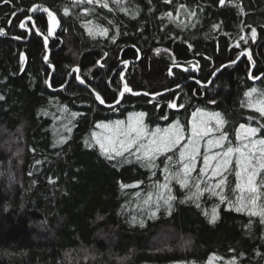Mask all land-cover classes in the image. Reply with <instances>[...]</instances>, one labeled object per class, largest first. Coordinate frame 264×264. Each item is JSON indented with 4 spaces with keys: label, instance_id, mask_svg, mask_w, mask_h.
Listing matches in <instances>:
<instances>
[{
    "label": "trees",
    "instance_id": "1",
    "mask_svg": "<svg viewBox=\"0 0 264 264\" xmlns=\"http://www.w3.org/2000/svg\"><path fill=\"white\" fill-rule=\"evenodd\" d=\"M107 3L0 0V264H208L212 256L220 258L212 264H264V223L228 203L240 195L233 191L234 161L225 202L207 191L186 200L196 191L209 137L201 141L189 188L168 181L175 197L170 213L162 201L157 210L155 195L144 201L149 192H164L156 185L165 183L167 157L170 172L179 170L178 149L143 167L128 153L109 161L92 137L111 134L97 124H127L140 112L149 131L178 120L188 136L199 108L226 118L224 131L236 146L241 124L264 123L245 97L252 88L264 91V0ZM33 5L60 20L47 47V14L30 12ZM30 15L29 31L21 29ZM97 26L107 35H90ZM245 49L248 56H240ZM125 84L131 92L119 103L96 100L99 93L105 104L116 102ZM172 101L184 107L169 108ZM201 179L202 189L216 182ZM214 207L218 219L210 223Z\"/></svg>",
    "mask_w": 264,
    "mask_h": 264
},
{
    "label": "snow or ice",
    "instance_id": "2",
    "mask_svg": "<svg viewBox=\"0 0 264 264\" xmlns=\"http://www.w3.org/2000/svg\"><path fill=\"white\" fill-rule=\"evenodd\" d=\"M10 0H4V3H9ZM86 2L87 4H99L103 8H108L107 0H73L74 4H80ZM122 0H113V3L120 4ZM171 0H165V3H170ZM221 4L225 0H220ZM184 6L181 5L180 8ZM125 10V9H121ZM180 9H177L179 13ZM32 13L43 12L47 14V34L44 35L45 46L47 47L48 37L52 36L56 28L59 26V21L55 13L49 8L42 5H33L29 9ZM90 11V9L86 10ZM65 16L69 14L68 7L63 9ZM16 15V13H13ZM170 19L172 13H166ZM190 16H195V12H191ZM32 16L26 17V20L31 21ZM91 24V21L88 22ZM38 22L33 21L32 28L37 29L38 35H43L40 28L37 26ZM21 29H26L27 25L25 20H21L19 23ZM214 27H218L215 26ZM108 30L106 28L96 27L95 33L93 29L89 28V34L107 35ZM0 34H4V30L0 29ZM251 36L253 39L256 37V29L252 28ZM19 39V37H16ZM244 39L243 36L240 37ZM159 51V50H157ZM243 54V53H242ZM47 62L48 57H44ZM251 60V56L249 55ZM21 64L25 60V56L22 53L20 56ZM127 64V62H124ZM235 63V61H233ZM195 67V66H194ZM187 70V69H185ZM216 71H219L217 69ZM73 72H79L78 68H74ZM169 75H172L171 69H169ZM215 75V72H213ZM123 78V74H121ZM81 84L84 80L79 75L76 77ZM258 79V77H256ZM47 83V81H46ZM200 83L199 80L196 81ZM179 87V85H177ZM125 92H131V89L124 85L123 91L120 92V97L124 96ZM139 95V93H133ZM253 94H256V98L253 99ZM148 95V93H144ZM155 95H160L156 93ZM245 97L248 98L247 107L257 113L261 118H264V91H259L256 88H252L245 93ZM155 98V96L153 97ZM3 99V97H0ZM96 100L100 104H105V99L96 93ZM119 103V100L116 101ZM214 103V101H212ZM244 106L243 104L241 105ZM169 108H183L184 105H177L174 101L169 102ZM74 117L76 113L72 114ZM145 113H133L129 116L127 124L124 121L117 120L114 125L97 124L96 127L107 129L111 134L100 138L95 132L92 134L93 139L99 145L101 154L109 161L123 158L125 153L135 157V160L141 163L143 167H154L155 161L158 156L168 152H172L174 149L179 150V170L172 173L169 170V163L172 161V157H167L165 161L164 172L165 183L157 184V189H162L164 192L158 191L155 194L149 192L144 203L149 204L153 200L155 195L157 210L161 207V201L164 206H167L169 213L171 212V202L175 200V197L171 195V188L168 185L170 179H175L179 183L181 188H189L190 181L192 179V173L197 170V157L201 155V141L206 137L207 144L203 151V166L199 168V176L194 184L196 191L186 197V200H199L203 192H210L214 196H218L223 203L226 200L224 195L225 186L228 183L226 173L229 171L230 166L235 162L234 174H235V189L234 192L240 193L237 196L236 201H228L230 207H234L237 212L246 211L250 216H259L261 222L264 223V123H260L258 127H252L250 125L241 124L236 130V141L238 144L232 146L229 140L228 133L224 131L227 120L222 116L220 112H205L202 109H197L193 113V120L191 121L190 135L185 136V129L177 120L172 123L168 128L160 129L156 128L154 131H149L144 123ZM166 118V117H165ZM249 119H252L249 117ZM71 131V129H68ZM218 133V135H217ZM187 141L182 144V141ZM212 149H221V151L211 152ZM39 163V161H37ZM210 173V175H209ZM208 176L209 180H215V184L208 186L207 188H201L202 177ZM51 182V181H50ZM121 188L136 187L138 185H126L121 184ZM165 192L167 195H165ZM199 207V204H197ZM152 216L156 213L152 212ZM205 216L209 213L205 212ZM218 219L217 209L214 207L211 212L209 222L215 223ZM215 259L219 257H209L208 264H212ZM228 264H235V260L228 261Z\"/></svg>",
    "mask_w": 264,
    "mask_h": 264
},
{
    "label": "water",
    "instance_id": "3",
    "mask_svg": "<svg viewBox=\"0 0 264 264\" xmlns=\"http://www.w3.org/2000/svg\"><path fill=\"white\" fill-rule=\"evenodd\" d=\"M56 15V14H55ZM57 16V15H56ZM57 19H58V21H59V26L56 28V31H55V33L59 30V28H60V20H59V18H58V16H57ZM129 87V86H128ZM173 89V88H172ZM121 98L122 97H120L118 100L120 101L121 100ZM117 102H114V103H112V104H110V105H107V104H104V105H106V106H113V105H115Z\"/></svg>",
    "mask_w": 264,
    "mask_h": 264
},
{
    "label": "rangeland",
    "instance_id": "4",
    "mask_svg": "<svg viewBox=\"0 0 264 264\" xmlns=\"http://www.w3.org/2000/svg\"><path fill=\"white\" fill-rule=\"evenodd\" d=\"M25 21H27V20H25ZM32 23H33V22H31V25H32ZM26 28H27V29H28V31H29V28H28V26H27ZM242 53H243V54H245V55H247V56H248V54H249L248 50H246V49H245V50H243V51L241 52L240 56L242 55ZM129 88H130V87H129ZM123 89H124V86H123V88H122V91H123ZM107 105H109V104H107Z\"/></svg>",
    "mask_w": 264,
    "mask_h": 264
}]
</instances>
